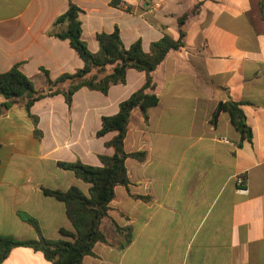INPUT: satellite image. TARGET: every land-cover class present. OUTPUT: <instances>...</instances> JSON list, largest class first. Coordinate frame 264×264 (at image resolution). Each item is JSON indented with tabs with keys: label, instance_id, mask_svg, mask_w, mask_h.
<instances>
[{
	"label": "crops",
	"instance_id": "obj_1",
	"mask_svg": "<svg viewBox=\"0 0 264 264\" xmlns=\"http://www.w3.org/2000/svg\"><path fill=\"white\" fill-rule=\"evenodd\" d=\"M70 3L80 10L82 40L99 52L98 35L119 31L126 47L141 41L145 52L164 37L179 39L178 21L188 15L184 46L170 52L152 73L158 104L148 118L132 111L124 140L130 184L118 186L101 229L110 244L97 243L84 264H264V0H0V73L13 67L36 90L74 74L84 61L54 23ZM146 83L134 69L108 94L82 88L69 106L62 95L34 104L42 137L17 105L0 117V235L37 239L22 220L38 221L47 239L73 232L65 204L43 189L67 191L90 185L58 162L99 167L115 132L98 137L102 118ZM0 95V107L4 102ZM235 102L252 140L243 139L220 103ZM116 225L131 228L119 246ZM66 239V238H65ZM1 264H51L28 247L14 248Z\"/></svg>",
	"mask_w": 264,
	"mask_h": 264
},
{
	"label": "trees",
	"instance_id": "obj_2",
	"mask_svg": "<svg viewBox=\"0 0 264 264\" xmlns=\"http://www.w3.org/2000/svg\"><path fill=\"white\" fill-rule=\"evenodd\" d=\"M80 13L81 10L70 3L67 11L56 19L54 35L69 41L71 47L84 61V67L74 74H64L57 79H52L49 73L43 70L48 84L45 90H36L32 81L18 67L0 73V95L5 100L0 107V117L14 105L24 108L33 120L35 135L41 138L42 133L38 129L39 120L31 114V108L36 102L62 95L66 103L71 106L74 95L82 88L106 95L112 86L126 82L127 72L131 69L144 72L146 83L120 104L116 115L102 118L101 129L97 136L103 137L112 132L116 135L106 143V147L114 150L113 155L99 156L101 166H90L81 161L57 163L59 168L72 172L76 178L89 184V192L86 194L78 187H71L67 191L43 189L45 195L54 197L65 204L66 213L74 231L61 229L60 233L64 239H47L43 236L36 219L25 213H19L22 220L35 229L38 238L20 240L0 235V264L8 258L14 248L18 247H28L41 252L51 264H84V258L93 255L97 243L110 244L101 229V224L109 217L110 204L115 198L116 187H127L130 184L126 161L129 158L144 161L146 158L145 153L125 151L124 140L131 113L135 109H140L144 117L148 118V109L157 106L159 101L154 92L156 85L152 73L164 62L170 52L184 46L186 36L184 26L188 15L178 21V41L164 37L152 43L150 52H145L141 41L126 47L116 29L113 33L98 35L100 49L95 54L82 40ZM222 111L230 112L232 123L242 138L251 141L252 131L246 123V117L239 108V104L232 101L220 103L213 115V123H216ZM116 231L119 246L125 248L132 239L131 228H121L116 225Z\"/></svg>",
	"mask_w": 264,
	"mask_h": 264
}]
</instances>
